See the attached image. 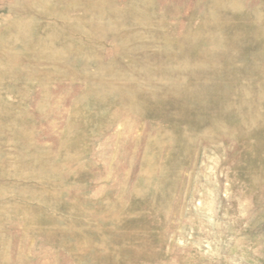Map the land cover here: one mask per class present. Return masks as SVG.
Returning <instances> with one entry per match:
<instances>
[{
	"label": "rangeland",
	"instance_id": "1",
	"mask_svg": "<svg viewBox=\"0 0 264 264\" xmlns=\"http://www.w3.org/2000/svg\"><path fill=\"white\" fill-rule=\"evenodd\" d=\"M0 264H264V0H0Z\"/></svg>",
	"mask_w": 264,
	"mask_h": 264
}]
</instances>
